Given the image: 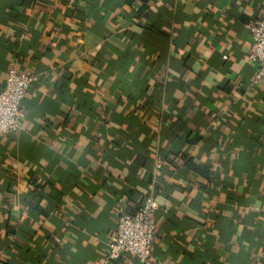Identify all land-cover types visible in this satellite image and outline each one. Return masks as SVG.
<instances>
[{
    "label": "crops",
    "instance_id": "0c3cea01",
    "mask_svg": "<svg viewBox=\"0 0 264 264\" xmlns=\"http://www.w3.org/2000/svg\"><path fill=\"white\" fill-rule=\"evenodd\" d=\"M257 18L264 0H0V88L38 78L0 135V264H101L148 197L147 264H264Z\"/></svg>",
    "mask_w": 264,
    "mask_h": 264
},
{
    "label": "built area",
    "instance_id": "2783aa9c",
    "mask_svg": "<svg viewBox=\"0 0 264 264\" xmlns=\"http://www.w3.org/2000/svg\"><path fill=\"white\" fill-rule=\"evenodd\" d=\"M251 46L248 60L255 64V84L264 83V18H257L248 25ZM227 57H225L226 59ZM37 76L19 70L13 65L0 88V135L19 131L24 119L22 102ZM159 204L153 197L145 199L134 213L124 214L112 234L107 257L101 264H109L124 255H132L141 264H147L159 244L157 212Z\"/></svg>",
    "mask_w": 264,
    "mask_h": 264
}]
</instances>
